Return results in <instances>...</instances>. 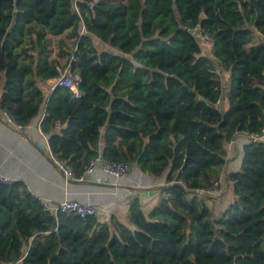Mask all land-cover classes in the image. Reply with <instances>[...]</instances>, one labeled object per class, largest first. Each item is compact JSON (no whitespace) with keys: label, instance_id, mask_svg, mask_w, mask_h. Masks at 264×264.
<instances>
[{"label":"trees","instance_id":"1","mask_svg":"<svg viewBox=\"0 0 264 264\" xmlns=\"http://www.w3.org/2000/svg\"><path fill=\"white\" fill-rule=\"evenodd\" d=\"M67 66L77 99L47 84ZM0 112L21 127L43 113L50 154L76 177L101 154L165 185L149 211L133 201L126 222H102L0 181V264H264V143L225 176L220 218L199 195L235 134L264 126V0H0Z\"/></svg>","mask_w":264,"mask_h":264},{"label":"crops","instance_id":"2","mask_svg":"<svg viewBox=\"0 0 264 264\" xmlns=\"http://www.w3.org/2000/svg\"><path fill=\"white\" fill-rule=\"evenodd\" d=\"M252 35L261 39L256 31ZM206 55L210 56L209 53ZM53 83L54 79L47 82L48 85ZM42 117L43 113L28 125L18 127L8 123L6 114L0 112V176L10 182L24 183L33 197L52 201L77 200L98 206L104 210L97 216L102 222L109 221L111 216L126 222L130 200L138 201L145 212L157 202L160 190L165 186L164 178L144 174L135 166L124 179H116L96 169L83 181L67 183L50 159L47 139L40 132ZM105 129H100L99 153L104 147ZM249 139L250 136L244 133L235 134L225 146L226 163L220 171L219 185L199 192L215 219L222 216L232 200L225 176L240 170L244 147Z\"/></svg>","mask_w":264,"mask_h":264},{"label":"built area","instance_id":"3","mask_svg":"<svg viewBox=\"0 0 264 264\" xmlns=\"http://www.w3.org/2000/svg\"><path fill=\"white\" fill-rule=\"evenodd\" d=\"M89 8H92V4H90ZM201 40L205 42L204 44L208 45L211 50H213V45L206 34L201 35ZM58 78L54 79V83L51 86L59 85L68 87L73 93L74 98H79L80 94L77 90V82L79 81L78 75L71 72L70 66H67L63 70H60ZM6 120L8 123L15 125L9 116L6 114ZM18 126V125H15ZM19 127V126H18ZM253 144H262L264 143V126L260 129L258 134L250 136L249 143ZM51 161L56 165V167L61 171L64 180L68 183L71 181H82L85 179V176L92 174L96 169H100L105 174L111 175L116 179H124L126 178L132 166L128 164H117L113 162H109L104 159L101 154L93 157L89 160L88 164L86 165L83 174L80 177H76L72 172L71 168L66 165L63 161L56 159L54 156L50 154ZM1 182H10L7 178L0 176ZM219 184L218 182L214 183V187H217ZM39 201L40 205L45 211H48L52 214H56L58 212H64L73 214L79 218H86L91 216H98L104 210L98 206H95L90 203H83L77 200H69L64 199L61 201H52V200H44L41 197H36ZM134 200H130L132 203ZM129 203V205H130Z\"/></svg>","mask_w":264,"mask_h":264},{"label":"rangeland","instance_id":"4","mask_svg":"<svg viewBox=\"0 0 264 264\" xmlns=\"http://www.w3.org/2000/svg\"><path fill=\"white\" fill-rule=\"evenodd\" d=\"M194 34L200 39V45H201V48H202V52L203 53H206V54H211V48L209 49V48H207V46L204 44L205 42H203L202 40H201V38H200V35H199V33L197 32H195L194 31ZM261 39L258 37V36H256V37H254L253 35H252V37H251V39H250V42H249V44L248 45H253V44H255V43H257V42H259ZM95 43H96V46L99 48V49H103V48H106V46L105 45H103V44H101L98 40H95Z\"/></svg>","mask_w":264,"mask_h":264},{"label":"water","instance_id":"5","mask_svg":"<svg viewBox=\"0 0 264 264\" xmlns=\"http://www.w3.org/2000/svg\"><path fill=\"white\" fill-rule=\"evenodd\" d=\"M221 100H222V102L224 101V96H222ZM82 181H83V180H82Z\"/></svg>","mask_w":264,"mask_h":264}]
</instances>
